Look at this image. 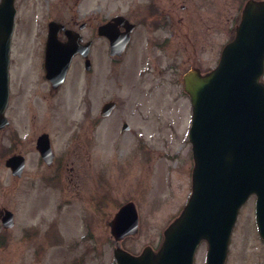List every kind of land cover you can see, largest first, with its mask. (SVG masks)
<instances>
[{
	"label": "rangeland",
	"instance_id": "374dc122",
	"mask_svg": "<svg viewBox=\"0 0 264 264\" xmlns=\"http://www.w3.org/2000/svg\"><path fill=\"white\" fill-rule=\"evenodd\" d=\"M245 1L214 0L213 29L211 31L203 27L200 32L201 38L206 36L205 47L201 46L197 56L201 72L212 69L214 60L217 64L222 47L234 36V28L239 22ZM26 52L27 48H20L16 42L13 44L10 70L12 80L20 72L23 74L21 57ZM31 62H25L30 67L28 72L36 73L35 64ZM69 76L71 84H74V78L81 76L77 65L72 66ZM81 96L78 86L77 93L69 95L66 91L60 96L63 105L56 106L59 97H54L53 102L49 99L40 100L28 110L12 105L6 110L10 127L0 133V211L10 209L14 213L15 222L9 230H3L0 222L1 264H72L70 257L73 258V250L64 255L62 249L66 245L71 246L68 241H72L73 246L81 239L85 231L83 219L86 217L91 218V231L96 233L98 240L103 241L102 264H114L113 248L118 244L133 253L139 252L146 245L154 248L163 230L180 213L190 194L193 160L188 129L191 104L184 91L181 95L177 91L175 97L151 96L150 104L164 103L161 110L145 113L119 111L128 119L126 121L132 129L131 133L124 135L119 133L121 119L118 117L104 121L102 135H99L94 124L88 122L84 133L85 105ZM158 99L166 101H156ZM51 103H54L53 107L49 106ZM96 113L97 105L93 102L88 116ZM141 113L144 116L140 119ZM42 131L49 133L55 153L88 152L89 161L97 164L86 172L87 167L82 163L84 160L76 159L75 173L68 172L67 166L54 186L44 185L42 177L48 173L41 168H38V172L32 169V163H36L37 157L33 148L34 140ZM12 132L23 139L22 146L16 144ZM3 134L11 138H5ZM9 143L14 146V152L23 150L30 157L22 187L4 166L1 158L4 155L3 148ZM95 192L104 203L98 210L93 206L92 196ZM127 200L133 201L137 208L138 231L116 243L110 234L109 221L118 209V204ZM254 204L255 196H251L240 208L224 264H264V239L259 236L256 228ZM51 222L49 237L60 232L65 239L57 246L52 243L53 237L50 240L41 234ZM34 224L38 226L39 232L35 233V229L29 233V237L23 238V229ZM80 242L83 245L78 247L77 253L86 244H91L90 240ZM206 249L207 244L203 241L196 251L195 264H205ZM77 253L74 252L75 255ZM92 257L93 254L86 255L85 264H92Z\"/></svg>",
	"mask_w": 264,
	"mask_h": 264
},
{
	"label": "flooded vegetation",
	"instance_id": "af4514ba",
	"mask_svg": "<svg viewBox=\"0 0 264 264\" xmlns=\"http://www.w3.org/2000/svg\"><path fill=\"white\" fill-rule=\"evenodd\" d=\"M13 7L15 14L10 40V70L13 44L16 42L20 48H27V52L21 57L23 74L20 72L12 80L10 72L8 107L12 105L28 110L40 100L49 99L53 102L54 97H59L56 106H60L64 104L60 96L66 91L69 95L77 93L79 86L81 100L85 105L84 133L88 122L95 125L99 135L103 134L104 121L114 117L121 119L120 135L132 132L126 121L128 119L119 111L145 113L161 110L164 103L150 104L151 96L175 97L177 91L183 94L184 74L195 68L201 72L197 56L201 46L205 47L206 36L201 38L200 32L203 27L212 31L215 15L214 0H13ZM207 37L209 45V34ZM70 41L75 47V53L63 74L61 63L66 55L64 44ZM27 61L35 64L36 73L28 72L30 67L25 63ZM213 63L215 66V60ZM76 65L81 76L73 79L74 85L68 77L72 66ZM93 102L97 105V113L88 116ZM53 104L49 106L53 107ZM144 113L139 115L140 119ZM7 121L0 133L10 127V120ZM44 132L48 133L42 131L35 137L33 148L37 157L35 164L31 162L34 172L41 168L48 173L42 177L44 185L54 186L67 166L68 172L75 173L76 159L84 160L82 163L87 167L86 172L97 164L89 161L88 152L80 154L64 151L58 154L53 147L52 158L47 162L37 147V141ZM3 136H12L18 146L23 145V139L15 132L11 136ZM49 138L51 142L50 135ZM14 150L12 143H9L3 148L4 155L1 158L5 162L11 155L22 157L21 174L16 177L18 185L22 187L30 157L23 150ZM92 197L93 206L98 210L102 197L97 192ZM89 220L91 218L83 219L85 231L81 239L73 246L72 241H68L71 246L66 245L62 249L64 255L73 250V258L70 257L72 264H85L84 257L88 254H93L90 263H103V241L98 240L96 233L91 231L93 224ZM35 229V233H38L35 224L25 228L24 236H29ZM41 234L43 237L50 236L46 227ZM51 237L54 246L65 240L60 232L51 234ZM81 240H90L91 244H86L77 253L78 247L83 245Z\"/></svg>",
	"mask_w": 264,
	"mask_h": 264
},
{
	"label": "water",
	"instance_id": "95a60500",
	"mask_svg": "<svg viewBox=\"0 0 264 264\" xmlns=\"http://www.w3.org/2000/svg\"><path fill=\"white\" fill-rule=\"evenodd\" d=\"M0 9V128L7 123L8 65L14 10L12 0ZM64 69L75 47L64 44ZM264 0H248L235 35L222 49L216 67L201 74L189 71L184 88L190 97L192 115L189 140L194 167L191 194L180 215L164 230L156 253L149 247L133 256L116 249L118 264H193L196 247L208 243L206 264H223L229 236L241 204L255 193L256 221L264 238ZM37 147L47 162L52 152L47 134ZM19 175L22 157L6 161ZM3 227L13 225V213L4 210ZM116 238L135 233L137 215L126 204L112 223Z\"/></svg>",
	"mask_w": 264,
	"mask_h": 264
}]
</instances>
